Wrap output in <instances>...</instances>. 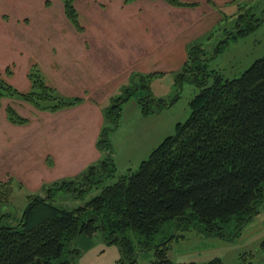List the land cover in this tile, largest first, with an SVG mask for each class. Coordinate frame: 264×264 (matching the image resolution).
<instances>
[{
    "label": "trees",
    "instance_id": "1",
    "mask_svg": "<svg viewBox=\"0 0 264 264\" xmlns=\"http://www.w3.org/2000/svg\"><path fill=\"white\" fill-rule=\"evenodd\" d=\"M73 1L61 0L63 13L81 30ZM164 1L172 6L194 4ZM237 19L240 21V17ZM237 25L239 34L245 32L240 22ZM237 37L234 31L228 32L214 51H219L229 38ZM186 51L187 58L174 79L178 88L184 80L198 88L188 102L189 114L183 122L175 123L174 133L164 136L136 170L114 174L107 139L111 127L103 126L96 146L104 156L70 179L43 185L44 196H34L14 225L1 222V217L8 215L1 212V207L9 201L11 186L0 180V264H74L82 253L75 246L78 237L93 236L97 230L107 243L117 245L120 256L116 264L136 263L135 246L125 235L128 230L142 237L137 241L139 249L154 248L150 264H225L219 257L173 262L167 242L177 235L155 244L151 239L171 221L178 229L200 224L199 230L207 236L234 240L259 213L264 202V55L239 75L225 77L219 70L206 68L200 43L189 42ZM5 71L7 76L11 74L9 68ZM26 75L30 86L25 91L0 75V105L4 97L17 98L38 110L53 112L82 100L61 95L45 80L35 62L29 65ZM139 87L146 90L139 96L143 114L166 106L163 98L151 95L146 82ZM134 88H124L123 94L104 108V117L113 126L120 115V102ZM5 113L13 124L28 122L11 104L5 106ZM112 176V182L103 183ZM93 185H101L99 192L82 205L66 208L49 202L52 190L63 188L81 195ZM65 248L67 256L62 258ZM259 250L264 252V236ZM253 256L252 251H242L237 263L255 264Z\"/></svg>",
    "mask_w": 264,
    "mask_h": 264
},
{
    "label": "rangeland",
    "instance_id": "2",
    "mask_svg": "<svg viewBox=\"0 0 264 264\" xmlns=\"http://www.w3.org/2000/svg\"><path fill=\"white\" fill-rule=\"evenodd\" d=\"M136 2L128 5L131 3L123 0H74L79 23L82 25V29L77 30L65 17L61 0H0V75L8 80L9 75L7 76L5 69L9 68L13 74L9 82L23 91L28 87L26 73L29 65L38 56L32 50L36 38L46 40L51 36H73L75 50H80V47H76L77 41L97 36H106L113 40L124 37L132 43L137 42L140 48L129 56L121 58L117 56L118 53L116 55L111 52L110 59L107 55L101 59L99 63L105 64L104 70L101 66L98 68L94 59L88 63L79 58L80 63L76 62L71 68L78 85L64 83L61 77H50L52 83L59 86L58 89L55 86L54 88L63 96L91 93L97 104L102 106V112L116 97L123 94L124 88L135 87L120 102V115L115 126L105 117L100 120L97 113L86 116V112H83L79 115L84 116V121L90 120L91 128L95 123H100V129L103 126L111 127L107 130V139L115 164L114 174L127 169L136 170L140 161L148 156L164 136L174 133L175 123L183 122L187 118L190 110L188 102L198 88L188 80H184L178 88L174 79L175 73L182 69L187 58V51L185 49L184 52L183 46L185 43H200L204 52L201 58L206 68L219 70L225 77L239 75L255 59L264 55V0H231L217 13L215 11V20L209 18V14L188 19L187 24L191 28H183L182 35L180 24H169V20L164 22L163 19H157V15L168 16L163 8L157 9L153 3H145L143 0ZM195 4L197 2L189 5ZM239 17L240 21L237 19ZM238 22L245 29L241 34L237 31ZM230 31H234L239 37L229 38L215 52L219 41ZM170 33H175L178 40L169 45L168 50H162L163 47L158 50V44L147 45L146 38ZM11 36L14 40L8 39ZM134 37L137 39L134 40ZM23 38L25 43L21 45L25 44V50L22 53L14 52L11 45L18 47L20 44L17 42ZM117 46L118 44L115 45V50L120 51ZM144 48H147V52ZM38 57L40 62L47 60L46 57ZM109 61L110 66L107 64ZM105 69L109 72L105 73ZM142 82L148 84L147 90L152 96L163 98L167 102L158 112L142 113L139 96L146 92L139 87ZM81 86L87 88V92ZM7 104L13 105L28 121L40 119V112L43 110L17 98L1 99L0 180L9 182L11 186L9 201L1 207V212L8 215H3L1 222L14 225L20 221L24 209L34 196H44L43 185L72 177H62L61 169L48 168L51 158L43 153L50 138L40 133L33 135V132H28L27 127L9 123L4 113V106ZM75 153L76 148L72 155ZM104 154L101 152L100 157ZM114 179L115 176H112L103 183H110ZM100 186L93 185L81 195H75V191H66L63 188L52 190L51 200L47 201L54 206L74 208L97 194ZM200 227L197 224L187 229H178L170 221L152 237L151 242L155 244L169 238L171 234H176L177 236L171 237L167 242V253L173 262L202 261L219 257L225 264H233L235 260L238 262V255L242 251H252L254 262L264 259V252L259 250V242L264 236V202L259 207V213L248 221L234 240L225 241L216 236H207L199 230ZM125 235L136 249L134 264H150L154 258V248L139 249L137 241L142 237L130 230ZM75 246L82 253L76 257L74 264H116L120 256L117 245L107 243L99 230L93 236L81 234ZM66 256L65 248L62 258Z\"/></svg>",
    "mask_w": 264,
    "mask_h": 264
},
{
    "label": "crops",
    "instance_id": "3",
    "mask_svg": "<svg viewBox=\"0 0 264 264\" xmlns=\"http://www.w3.org/2000/svg\"><path fill=\"white\" fill-rule=\"evenodd\" d=\"M136 1L137 0L130 2L131 4L128 5L135 4L137 3ZM143 1H146L145 3H153L157 9L163 8L165 14L168 16L162 17L157 15V19H163L164 22L165 20H169V24H172V22L173 24H180V26H182L180 35H182L183 28H191V26L187 24L188 19L201 14H209V18L215 20L217 19L215 11L217 13L219 9L223 7V5L229 3L231 0H182L184 2H197V4L181 6L169 5L164 0ZM174 34L170 33L165 36L148 37L146 38L147 45L150 46L153 44H158V50L162 47V50H168V46L173 44V42H177L178 40V36H174ZM12 38L14 40L13 36L9 37L8 39ZM36 39L37 41L34 42V46L32 48V50H34V54H37L42 58L46 57L47 60H45V62H40L38 61L39 57L37 56V59H35L34 62L38 65L45 80L49 84H54L53 86H55L57 89L59 86H56V83H52L50 77H61V81L64 83L73 85L77 84V82H75V77L73 76L71 68L76 62L80 63V61H78L79 58H81V60H86L88 63L94 59L97 61L98 68L100 69L101 66V69L104 70L105 64L101 63L100 65L99 62L104 57L106 58V55L108 59H110L109 54L113 52L116 55L118 53L119 55L117 56L122 58L129 56V54L132 52L135 53L137 48H140L138 47L136 41H133V44L130 40H127V38L124 37L118 38L119 40H113L112 38H108L106 36H97L82 41H77L76 47H80V50L74 49L75 46L73 36H51L46 40H41V38ZM136 39L137 38L134 37V40ZM189 42L183 45L184 52ZM17 43L20 44L18 47H15V45L11 46L14 48V52L22 53L25 50V44L23 46L21 44L25 43V38H23L21 41H18ZM86 43H88V45H86ZM116 44H118L117 49L120 51L115 50ZM144 51L147 52V48H144ZM107 64L110 66L111 61L107 62ZM107 72H109V70L105 69V73ZM12 76L13 74L11 73V75L8 76L9 79ZM57 78L55 80H57ZM9 79L8 81H10ZM29 86L30 82L28 80V87L25 90H28ZM81 88L87 92V88H84L83 86H81ZM79 97H81L82 100L73 106L65 107L53 112L41 111L40 113L42 115L40 114V119H35L33 121L30 119L25 124H13L8 121L13 125L27 127L26 129H28V132H33V135L40 133V135H46L50 138L48 146L44 148L45 150L43 155H50L51 159H49V163H51V165H49L48 168L50 169L55 167L56 169H61L63 172L62 177L76 176L87 165L101 158V151L96 146V140L100 131V123H95L93 128H91L89 124L90 120L84 121V116L81 117L79 115L83 112H86V116L90 115L91 113H97L100 116V120H103L104 113L101 110L102 106L100 107V105L97 104L91 93H84ZM7 99L12 100L15 98L7 97ZM74 148H76L77 153L72 155ZM233 264L238 263L235 260ZM255 264H264V259L256 261Z\"/></svg>",
    "mask_w": 264,
    "mask_h": 264
}]
</instances>
